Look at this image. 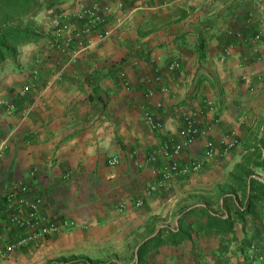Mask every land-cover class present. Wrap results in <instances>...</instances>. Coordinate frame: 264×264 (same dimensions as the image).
Here are the masks:
<instances>
[{
    "label": "crops",
    "instance_id": "obj_1",
    "mask_svg": "<svg viewBox=\"0 0 264 264\" xmlns=\"http://www.w3.org/2000/svg\"><path fill=\"white\" fill-rule=\"evenodd\" d=\"M33 20L44 37L0 73V193L29 184L48 213L77 225L0 264H135L159 231L187 228L201 208L219 212L229 174L264 133V0H65ZM188 117L207 132L169 158L163 146ZM195 159L207 161L199 173L160 183L164 165ZM196 227L143 264H216L221 234ZM7 242L0 233V248Z\"/></svg>",
    "mask_w": 264,
    "mask_h": 264
},
{
    "label": "trees",
    "instance_id": "obj_2",
    "mask_svg": "<svg viewBox=\"0 0 264 264\" xmlns=\"http://www.w3.org/2000/svg\"><path fill=\"white\" fill-rule=\"evenodd\" d=\"M65 0H0V73L6 61L17 62L20 48L26 44L36 43L44 37L40 27L34 24V18L42 10L53 9L60 12V5ZM258 143L241 162L235 165L229 174L230 188L222 192V206L219 212L211 213L207 207L201 208V220H195L198 235L216 230L221 234L220 246L215 253L216 264L229 263L232 256L240 254L239 263L256 264L257 260L264 263V133L257 139ZM247 216L251 223L247 222ZM190 226L184 229L169 230L161 237V231L154 237L143 242L137 251L135 264H143L144 257L150 250L162 245H178L192 238ZM241 224L244 238L239 240L236 224ZM240 241V242H238ZM232 242L239 244L231 249ZM253 253L249 255L250 249ZM50 264H118L115 261H93L87 257H60Z\"/></svg>",
    "mask_w": 264,
    "mask_h": 264
},
{
    "label": "built area",
    "instance_id": "obj_3",
    "mask_svg": "<svg viewBox=\"0 0 264 264\" xmlns=\"http://www.w3.org/2000/svg\"><path fill=\"white\" fill-rule=\"evenodd\" d=\"M174 61L170 65L176 68ZM206 130L198 127L195 121L188 117L185 126L180 130V140L174 144L163 146L164 153L170 157L178 156L185 146L198 135H205ZM206 157L214 153V143L206 141ZM233 146V145H231ZM231 148V147H230ZM5 150V145L0 146V157ZM118 162L117 158L110 160L111 164ZM206 159H195L188 163L173 162L160 168V183L172 179L176 174L185 176L199 173L206 165ZM259 178L264 180V177ZM48 197L39 192L33 186L26 183H18L9 190L0 193V233L8 238V242L0 248V255L7 258L16 250L34 247L40 248L48 239L63 230L76 227L75 220L54 216L48 213ZM138 200L137 205H141ZM5 234H4V233Z\"/></svg>",
    "mask_w": 264,
    "mask_h": 264
}]
</instances>
